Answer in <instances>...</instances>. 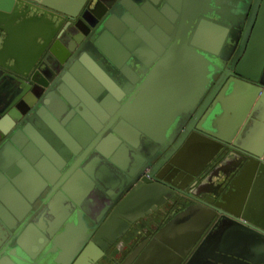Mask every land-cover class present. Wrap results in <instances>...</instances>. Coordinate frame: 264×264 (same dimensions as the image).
<instances>
[{"label": "water", "instance_id": "water-1", "mask_svg": "<svg viewBox=\"0 0 264 264\" xmlns=\"http://www.w3.org/2000/svg\"><path fill=\"white\" fill-rule=\"evenodd\" d=\"M114 1L0 0V264H264V0Z\"/></svg>", "mask_w": 264, "mask_h": 264}, {"label": "flooded vegetation", "instance_id": "flooded-vegetation-1", "mask_svg": "<svg viewBox=\"0 0 264 264\" xmlns=\"http://www.w3.org/2000/svg\"><path fill=\"white\" fill-rule=\"evenodd\" d=\"M106 1L109 2V3L112 4V5H114V4L116 3V1H114V0H113V2H112V0H106ZM31 13H32V14H33V13H36V9H33V8H32ZM37 14L41 15L40 12H37ZM91 29H92V28H91ZM87 36H88V35H86V37H87ZM100 60H101V59H100ZM41 70H44V68L39 69L38 71L36 70V72H35V73H37L36 79H39V78L41 77V74H39V73H41V72H40ZM63 71H64V68L61 69L59 73H57V75L55 76L54 80L57 79V78H62V77L64 76ZM62 73H63V74H62ZM61 74H62V75H61ZM40 88H42V87H38V86L35 87V91L40 92V91H41ZM46 90H47V88L44 90V92H45ZM191 204H192V203H188V205H191ZM166 223H168V220H163V224H162V226L165 225Z\"/></svg>", "mask_w": 264, "mask_h": 264}, {"label": "crops", "instance_id": "crops-1", "mask_svg": "<svg viewBox=\"0 0 264 264\" xmlns=\"http://www.w3.org/2000/svg\"><path fill=\"white\" fill-rule=\"evenodd\" d=\"M30 15H32V13H31ZM261 131H263V130H261ZM259 199L261 200V202H262V204H263V205H261V206L264 207V191H262V195H260Z\"/></svg>", "mask_w": 264, "mask_h": 264}]
</instances>
